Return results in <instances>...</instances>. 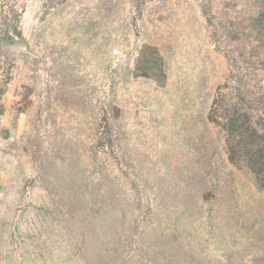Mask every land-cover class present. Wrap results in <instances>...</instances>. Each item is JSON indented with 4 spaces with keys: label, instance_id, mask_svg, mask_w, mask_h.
<instances>
[{
    "label": "rangeland",
    "instance_id": "374dc122",
    "mask_svg": "<svg viewBox=\"0 0 264 264\" xmlns=\"http://www.w3.org/2000/svg\"><path fill=\"white\" fill-rule=\"evenodd\" d=\"M259 11L27 0L0 67V264H264V191L209 120L219 86H264ZM144 44L163 85L135 75Z\"/></svg>",
    "mask_w": 264,
    "mask_h": 264
},
{
    "label": "trees",
    "instance_id": "16d2710c",
    "mask_svg": "<svg viewBox=\"0 0 264 264\" xmlns=\"http://www.w3.org/2000/svg\"><path fill=\"white\" fill-rule=\"evenodd\" d=\"M260 11L255 27L264 34V0H256ZM27 0H0V67L8 61L3 46L22 39V17ZM147 0H136L143 5ZM12 65V63H11ZM135 75L154 80L163 85L167 79L164 59L157 47L144 44L136 62ZM4 80L0 79V85ZM242 83V81H241ZM2 86V85H1ZM224 87H229L226 83ZM223 86L216 91L209 120L225 133L229 161L246 167L264 191V86L257 94L248 88L235 86L225 93ZM4 90L0 87V97Z\"/></svg>",
    "mask_w": 264,
    "mask_h": 264
}]
</instances>
